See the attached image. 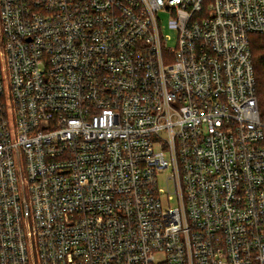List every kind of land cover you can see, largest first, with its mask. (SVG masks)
<instances>
[{
  "label": "built area",
  "instance_id": "2783aa9c",
  "mask_svg": "<svg viewBox=\"0 0 264 264\" xmlns=\"http://www.w3.org/2000/svg\"><path fill=\"white\" fill-rule=\"evenodd\" d=\"M252 33L264 0H0V264H264Z\"/></svg>",
  "mask_w": 264,
  "mask_h": 264
},
{
  "label": "trees",
  "instance_id": "16d2710c",
  "mask_svg": "<svg viewBox=\"0 0 264 264\" xmlns=\"http://www.w3.org/2000/svg\"><path fill=\"white\" fill-rule=\"evenodd\" d=\"M249 41L256 77L260 118L264 121V34L252 33Z\"/></svg>",
  "mask_w": 264,
  "mask_h": 264
},
{
  "label": "rangeland",
  "instance_id": "374dc122",
  "mask_svg": "<svg viewBox=\"0 0 264 264\" xmlns=\"http://www.w3.org/2000/svg\"><path fill=\"white\" fill-rule=\"evenodd\" d=\"M161 18H162V22L164 25H166V22H167V16L162 14L161 15ZM163 31L169 35V40L167 41V44L166 46L167 47H174L175 46V43H176V32L174 30H171V29H168V28H164ZM165 174H162L161 177H159V185L164 187L165 186V182H164V176ZM170 205L171 206H175L176 203L175 201H171L170 202Z\"/></svg>",
  "mask_w": 264,
  "mask_h": 264
}]
</instances>
